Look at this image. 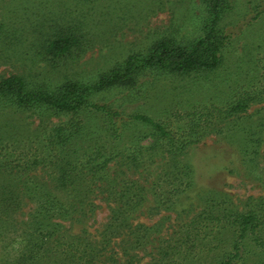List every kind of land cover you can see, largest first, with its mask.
<instances>
[{
  "label": "rangeland",
  "instance_id": "1",
  "mask_svg": "<svg viewBox=\"0 0 264 264\" xmlns=\"http://www.w3.org/2000/svg\"><path fill=\"white\" fill-rule=\"evenodd\" d=\"M225 1L220 27L234 42L226 52L223 67L213 73L183 78L142 74L135 86L94 93L91 101L112 105L125 118L135 114L150 116L176 131L183 122L173 116L175 112L210 96H216L215 103L219 105L225 95L232 94L236 84H244L249 71L264 73V0ZM96 5L103 17L94 14ZM83 12L88 13L92 33L104 31L103 27L109 33L106 38L97 39L81 59L52 68L41 54L43 40L56 24L70 23ZM256 13L260 15L253 20ZM204 15L199 0H0V80L20 76L49 85L65 79L94 82L98 74L144 50L155 39L171 34L184 42L193 39L195 27L204 22ZM67 119L61 114L43 118L39 125L41 119L35 114L0 112V137L3 135L8 144L6 152L19 151L24 143L33 148L44 143L41 126L64 124ZM260 119L264 120V103L250 106L240 121L242 130H231L232 124L217 121L216 126L224 128L222 132L207 131L199 143L176 158L163 147L154 146V139L145 135L146 130L128 126L121 131V140L107 142L111 161L100 172L101 178L91 180L89 172L84 179L94 195L87 203L96 207L85 204L84 214L76 212L72 220L53 218L50 223L62 226L63 244L73 242L85 230L84 237L92 241L98 254L93 264H217L230 251L234 233L228 223L216 219L222 220L225 211L245 212L253 206H260L264 215V127L259 129ZM85 121V133L102 135L105 122L99 115L87 116ZM255 132L259 142L253 143L248 136L255 139ZM136 144L140 147L138 155L132 153ZM151 147L158 148L150 150ZM119 152L135 156L140 166L125 165L127 161L117 155ZM46 167L26 173L23 184L45 185L66 206L76 203L72 192L53 188L56 176ZM183 168L189 171L187 176L182 175ZM4 178L0 174V179ZM178 179L188 186H178ZM126 188L137 195L134 199L143 206L130 219L129 228L121 224L115 230L111 206L102 197L111 193V205L119 207L127 199L120 198L119 193ZM34 208L35 204L24 198L22 208L5 218L8 231L0 233V264L12 259L11 247L21 253V243L25 241L22 228ZM185 231L197 234L194 251L186 259L178 248ZM51 248L54 250L49 253L55 263L57 248ZM257 253L251 248L246 264L261 261Z\"/></svg>",
  "mask_w": 264,
  "mask_h": 264
},
{
  "label": "trees",
  "instance_id": "2",
  "mask_svg": "<svg viewBox=\"0 0 264 264\" xmlns=\"http://www.w3.org/2000/svg\"><path fill=\"white\" fill-rule=\"evenodd\" d=\"M199 2L203 5L204 22L195 27L196 36L193 39L184 42L172 34L155 39L144 50L128 55L107 71L98 74L94 82L65 79L57 85H49L20 76H9L0 80V112L32 113L41 119L39 125H42L43 118L48 119L61 114L68 117L64 124L41 126L39 131L45 138L44 143L33 148L24 143V147L19 151L11 149L6 152L8 144L4 143L3 135L0 137V174L5 177L3 180L0 179V233L8 231L5 218L22 208L24 198L35 204L29 221L25 222L22 228L25 241L21 243L24 245L21 253L17 252V247H11L9 255L12 259H7L4 264L94 263L98 256L97 250L92 247V241L84 237L85 230L76 238L73 237L75 239L73 242L63 244L61 238L64 231L60 230L62 226L50 223V220L53 218L72 220L74 213L84 214L85 204L87 207H96L93 203H87L94 195L91 187L86 188L84 179L88 177L89 172L91 180L101 178L100 172L111 161L108 157L110 150L106 148L107 142L121 140V131L128 126L146 130L145 135L154 139V146L163 147L165 152L176 158L189 146L199 143L208 134L207 131L215 129L216 132H222L224 128L216 126L217 121L232 124L231 130H242L240 121L244 114L248 113L250 106L264 103V73L259 74L257 71H249L244 84L242 86L236 84L232 94L225 95L219 105L215 103L216 96H210L207 100L194 101L188 105V109L175 112L173 116L183 122L176 131L150 116L135 114L125 118L112 105L96 104L91 101L94 93L113 87L125 89L135 86L142 74H150L153 78L157 76L183 78L213 73L223 67L226 52L234 42L220 27L226 1L199 0ZM96 6L94 14L98 18L103 17L104 13L100 6ZM259 15L260 13H256L253 20ZM90 21L88 13L83 12L77 19L70 20V23L56 24L51 28V33L41 45V54L47 58L49 66L54 68L57 64H72L90 51L98 40L106 38L109 33L105 30L106 27H103L104 31L92 33L89 30ZM96 23L99 24L98 21ZM234 79L233 83H236L237 78ZM208 93L210 95L212 91L209 90ZM90 115H99L105 122V127L101 129L102 135L85 133V118ZM259 121L261 130L264 127V120ZM3 134L12 137L10 134ZM254 135L255 139L248 136V140L253 143L259 142L256 132ZM155 148L158 147L149 149ZM139 149L137 144L134 145L132 153L138 155ZM117 155H121L122 159L127 161L125 165L130 164L136 168L140 166L141 162L139 163L135 156L131 157L123 152ZM45 166L47 172H53L56 176L53 188L61 192H72L76 203L72 202L66 206L51 188L45 185L23 184L22 179L26 173ZM181 172L183 176H187L189 171L183 168ZM181 185L188 186V183L179 180L178 186ZM119 194L120 198L127 197L119 207L111 205L113 203L111 193L107 192L102 197V200L111 206V220L115 230H118L121 224L129 228L130 219L143 206L139 200H135L137 195L130 193L129 188L123 189ZM224 213L221 216L222 220H216L228 223L233 229L234 237L230 251L224 253L217 264H246L248 258L246 256L253 247L263 259L256 263L264 264V215L261 207L253 206L245 212ZM187 231L184 235L181 234L184 240L178 247L185 259L193 253L195 248L193 239L197 236L190 235ZM52 245L57 248L55 252L58 257L54 259L55 263L49 253L54 250L51 248ZM177 263L178 261H175L171 264Z\"/></svg>",
  "mask_w": 264,
  "mask_h": 264
}]
</instances>
